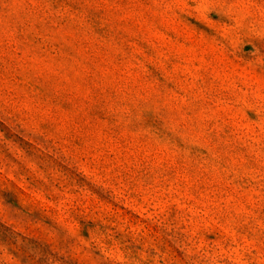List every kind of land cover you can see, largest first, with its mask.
I'll list each match as a JSON object with an SVG mask.
<instances>
[{
    "label": "rangeland",
    "instance_id": "374dc122",
    "mask_svg": "<svg viewBox=\"0 0 264 264\" xmlns=\"http://www.w3.org/2000/svg\"><path fill=\"white\" fill-rule=\"evenodd\" d=\"M0 264H264V0H0Z\"/></svg>",
    "mask_w": 264,
    "mask_h": 264
}]
</instances>
